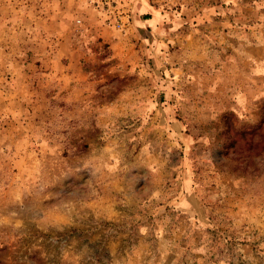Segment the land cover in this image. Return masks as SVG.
<instances>
[{
    "label": "rangeland",
    "instance_id": "1",
    "mask_svg": "<svg viewBox=\"0 0 264 264\" xmlns=\"http://www.w3.org/2000/svg\"><path fill=\"white\" fill-rule=\"evenodd\" d=\"M0 264H264V0H0Z\"/></svg>",
    "mask_w": 264,
    "mask_h": 264
}]
</instances>
